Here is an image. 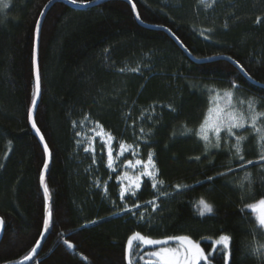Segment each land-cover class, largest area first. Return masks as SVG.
<instances>
[{
  "label": "trees",
  "instance_id": "16d2710c",
  "mask_svg": "<svg viewBox=\"0 0 264 264\" xmlns=\"http://www.w3.org/2000/svg\"><path fill=\"white\" fill-rule=\"evenodd\" d=\"M132 1L142 21L171 29L194 57L230 56L245 72L225 59L194 61L164 30L140 25L126 0H102L88 8L53 3L40 36L41 97L35 115L51 151L46 179L51 222L38 254L23 264H128L127 243L136 232L152 238L188 235L206 254L212 247L207 238L223 233L232 238L228 264H264L249 251L264 245V235L244 209L264 197L256 133L247 124L234 129L247 137L245 160L254 161L244 169L230 151L234 138L222 131L221 147L206 152L195 135L216 91L219 105L227 104L224 93L232 91L239 111L247 114V103L239 101L249 98L264 111V0ZM49 2L0 0V264L23 261L45 231L48 201L41 173L46 154L29 109L36 90V21ZM135 59L142 60L139 70L121 71ZM232 82L239 87L233 89ZM154 105L157 121L149 148L166 187L160 192L168 193L156 200L155 211L148 202L159 192L150 180L135 196L120 199L116 175L104 161L93 174L84 167L73 131V122L91 114L119 138L126 112ZM229 168L234 171L217 175ZM245 172L251 173V185L245 182L242 191L238 181ZM98 178L102 185L107 182L106 192L94 182ZM201 198L213 206L212 213L199 215ZM126 207L130 211L122 210ZM143 210L148 212L141 218ZM132 264L146 262L138 258ZM211 264H225L224 249L216 251Z\"/></svg>",
  "mask_w": 264,
  "mask_h": 264
},
{
  "label": "snow or ice",
  "instance_id": "6c2138e0",
  "mask_svg": "<svg viewBox=\"0 0 264 264\" xmlns=\"http://www.w3.org/2000/svg\"><path fill=\"white\" fill-rule=\"evenodd\" d=\"M51 2V0H50ZM81 4H91L92 0H80ZM202 3H205V0H201ZM71 3H77V0H71ZM7 7V5H4ZM49 5H45L48 7ZM135 8V4L132 5ZM44 13H41L43 16ZM41 21H36V30L39 31ZM171 32V29H168ZM175 36V33H172ZM178 39V37H177ZM238 63V62H237ZM242 67V66H241ZM123 71V69H121ZM132 71H137L136 69H132ZM40 82H39V75L36 76V90L33 93L32 98V106L35 107L36 101V94L39 92ZM239 86L232 82V88L236 89ZM209 91H214L209 89ZM224 97L227 99V104L225 106H220L217 102L220 99L219 91H216V95L211 97V100L214 102V106L210 107L207 110V114L205 116L204 121L201 123L199 129L195 130V135L203 140L205 144V151L207 152L210 148H220L221 147V133L222 131L226 134L229 139L235 140L234 144L230 145V151L234 150V157L241 161L239 167L244 169L246 165L253 164L254 161L245 160L243 155V142L247 139V137L238 136L236 135L234 129H244L245 125H249L251 129L256 133L258 142H260L261 152L258 162L264 161V125L261 124V121H264V111H258L257 105L258 101L254 98H249L246 102L239 101V103H247V114L245 112L239 111L238 108L233 103L234 93L232 91H226L224 93ZM171 107V106H169ZM32 118V110L29 109V119ZM74 126H75V122ZM32 127L36 130L37 133L40 132L39 128L36 127L35 122L33 121ZM143 133V129L140 130ZM150 131V130H149ZM186 133H192L193 129L186 128L184 129ZM209 133L212 134L210 137ZM103 133H98L97 135H102ZM77 136L81 134L78 132L76 133ZM40 139L43 140V135H40ZM107 139L112 140L113 137L111 134H107ZM214 140V142H213ZM79 144L80 141H77ZM139 145H137V148ZM45 152L48 151L47 144L44 145ZM86 152L92 151L95 152L94 147L90 144L89 147L84 149ZM120 152L118 153L119 156H122L125 152L132 150V145H125L123 142L120 143ZM133 155H138L137 152L133 151ZM196 160H199L200 157H195ZM95 163V160L93 161ZM107 166L108 168L115 171L114 168V158L111 145H108L107 151ZM125 166L131 169H142L138 170L136 175H130L129 172L125 171L122 175L116 177V179L121 181H127V184H122L120 186V199H124L126 192H131L133 196L136 195V190L141 188V183L144 177H150L152 180V188L157 189L158 185L163 184V181L157 179V170L155 167V162L153 160V153L149 152L147 154L146 160L136 159L134 162L133 160H126ZM48 167L47 161L44 162V168ZM234 171V169L229 168L225 172L218 173V176H224ZM214 177H208V180H213ZM245 182L250 186L251 185V173L245 172L243 177L239 178L238 187L243 191L245 188ZM44 183V176L41 173V184ZM99 184V181H97ZM107 182H105V191H107ZM186 187V186H185ZM176 189H180L181 185H176ZM44 195L45 199L48 197V188L44 186ZM167 196L168 193L159 192L158 195L154 196L152 201L148 203L152 206L153 211L156 210V200L159 196ZM135 207L139 208L140 205L137 204ZM244 209L250 210L251 214L255 217V221L257 227L261 230V234L264 235V197H261L259 200L244 205ZM242 209V211L244 210ZM123 211H130L127 207L122 209ZM197 210L199 215L203 216L206 213L213 212V206L207 203L203 198H201L197 202ZM141 218H143L144 213H141ZM50 219L51 213L49 212L43 219V228L45 231H48L50 228ZM94 222V221H93ZM4 221L3 218H0V226H3ZM40 236H44V232L39 233ZM231 237L227 234H220L217 239L212 242V247L210 249V254H206L204 249L201 247V244L197 241H194L189 236H175V237H167L164 239H153L150 237H145L139 232L134 233L128 239L127 249L129 254L132 253L134 247V241H137L139 245L144 246H159L157 250L148 251L145 255L149 258L146 261V264H201V261H204L205 264H211V261L215 258V253L219 249H224V261L225 264H228V261L231 257L230 252V242ZM175 240L179 242L180 248L168 247L166 246L169 241ZM65 244H68L69 247H73L68 241H64ZM40 246V240L36 241V246H34L30 252L23 257L24 261H29L32 259L33 254L37 252L38 247ZM249 251L260 257L264 260V245H259L258 247H252ZM140 259H144L143 256ZM128 264H132L131 259H129Z\"/></svg>",
  "mask_w": 264,
  "mask_h": 264
},
{
  "label": "rangeland",
  "instance_id": "374dc122",
  "mask_svg": "<svg viewBox=\"0 0 264 264\" xmlns=\"http://www.w3.org/2000/svg\"><path fill=\"white\" fill-rule=\"evenodd\" d=\"M142 60L140 59H135L133 61L127 62V65L124 67V71H129V72H134L132 69L139 70L140 67H142ZM220 106L223 107V104H220ZM124 117V128L122 132V136L117 138L115 135H113L106 127L103 125L101 121H99L97 118L92 116L91 114H85L83 117L77 119L75 121V126L73 124V131H74V137H75V145H76V155H78L82 161V164H84V167H86L88 170L92 171L93 174V168L96 167L95 172H97V165L99 162L104 161L105 168L108 170L110 174L114 173L117 176L122 175L123 172L127 171L129 172L130 175H136L138 170L142 169H131L125 166V161L126 160H133V162L136 159H141V160H146L147 159V154L149 152L153 153V160L155 162V167L157 170V179H159L158 175V168L155 160V154L152 149L149 148L150 144V139L153 135V126L156 123V107L151 106L148 108H137L135 113L132 112H126ZM141 129H143V133H141ZM150 130V131H149ZM80 133V136H77L76 133ZM103 133L102 135H97L98 133ZM107 134H111L113 137L112 140L107 139ZM77 141H80L78 144ZM123 142L125 145H132V150L125 152L122 156H119L118 153L121 151L120 150V143ZM92 145L94 147L95 152L88 151L86 152L84 149L86 147H89V145ZM108 145H111L112 147V152H113V158H114V168L115 171L112 169L108 168L107 166V151H108ZM137 145L139 147L137 148ZM133 151L137 152L138 155H133ZM95 160V163L93 162ZM150 180L152 183V180L150 177H144L141 183H144L146 180ZM99 181V184L97 183ZM161 181V180H160ZM97 186L102 185L100 182V179L98 178L95 180ZM116 183L119 186V196H120V186L122 184H127V181H121L116 179ZM104 187V188H103ZM103 192L105 191V183L102 185ZM166 188L164 183L158 185V188L155 189L156 192H160L161 189ZM141 189V188H140ZM136 190V193L140 190ZM131 192H126L125 197L131 196ZM152 207V206H151ZM157 207V206H156ZM130 209V207H127ZM134 210V209H132ZM147 210H143L142 213H144V216L147 215ZM135 214V212L133 213ZM180 236H188V235H180ZM146 237V236H145ZM170 237H175V236H170ZM191 237V236H189ZM152 238V237H150ZM167 237L163 238H153V239H164ZM192 238V237H191ZM218 237H209V241H214ZM193 239V238H192ZM194 241H197L193 239ZM198 242V241H197ZM138 244L137 241H134V247L132 252L135 251L134 255L131 253L129 254L128 249H127V260L129 262V259L133 261L134 259H138L141 256L144 257V259H141L143 261H147L149 258L145 255L146 252L148 251H153L157 250L159 246H144V245H139L137 247L136 245ZM168 247H174V248H180L179 242L175 240L169 241V243L166 245ZM134 258V259H133Z\"/></svg>",
  "mask_w": 264,
  "mask_h": 264
},
{
  "label": "water",
  "instance_id": "95a60500",
  "mask_svg": "<svg viewBox=\"0 0 264 264\" xmlns=\"http://www.w3.org/2000/svg\"><path fill=\"white\" fill-rule=\"evenodd\" d=\"M101 1L102 0H92L91 4H77V3L74 4V3H71V0H51V2H49V4H48L49 6L45 7V9L43 10L44 15L40 16V18H39V20L41 21L39 31L37 32V30H36L35 59H34L35 84H36V76L38 74L39 75L40 87H39V92L36 94L37 103H36L35 107L32 106V108H31V110H32V118L30 120L31 126H32L33 121L35 122L36 110H37V106H38V103H39L40 97H41V76H40V67H39V47H40L41 30H42L44 19H45V16L47 14V11H48L49 7L55 2H64V3L68 4V5L74 6L76 8H88V7H92V6L98 5ZM126 1L133 8L132 5L135 4V3L132 0H126ZM133 10H134V15L136 17V20H137V22L140 25H142L144 27H147V28L164 30L180 46V48L183 49L194 61H196V62H205V61H211V60H217V59H225V60H228L231 63H233L241 72H243V73L245 72V69L243 67H241V65L239 63H237V61L234 60L233 58H231L230 56L219 55V56H213V57H208V58H196V57H194L190 53V51L186 48V46L179 39H177V36L176 35L173 36L172 35L173 32L172 31L171 32L168 31V29H169L168 27H166V26H155V25L147 24V23H145L144 21L141 20L136 5H135V8H133ZM36 134H37V136H38V138L40 140V143H41V145H42V147L44 149V145L47 144V143H46L45 139H43V140L40 139V135H42V133L41 132H39V133L36 132ZM47 147H48V145H47ZM45 154H46V161L48 163V167L44 168L43 172H42L43 176H44V183L41 184L43 190H44V186L46 185L47 173H48V170H49V165L51 163V151H50L49 147H48V151L45 152ZM47 201H48V205H47V213H46V215L49 213V209H50V195H49V193H48ZM50 222H51V219H50ZM47 232L48 231H44V236H42V238L40 239V246L38 247L37 252L35 254H33L32 259L38 254L41 246L44 243V240H45ZM2 234H3V226H0V239L2 237ZM72 249H73V247H72ZM82 258L85 259L84 257H82ZM25 262H27V261L23 260V261H21L20 263H17V264H23Z\"/></svg>",
  "mask_w": 264,
  "mask_h": 264
}]
</instances>
